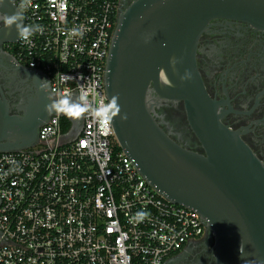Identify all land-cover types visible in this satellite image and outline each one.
Segmentation results:
<instances>
[{
	"label": "built area",
	"instance_id": "built-area-1",
	"mask_svg": "<svg viewBox=\"0 0 264 264\" xmlns=\"http://www.w3.org/2000/svg\"><path fill=\"white\" fill-rule=\"evenodd\" d=\"M121 0H19L17 59L45 73L55 98L108 104L105 73ZM60 111L36 145L0 152V264H166L207 226L168 201L122 149L112 120Z\"/></svg>",
	"mask_w": 264,
	"mask_h": 264
},
{
	"label": "water",
	"instance_id": "water-1",
	"mask_svg": "<svg viewBox=\"0 0 264 264\" xmlns=\"http://www.w3.org/2000/svg\"><path fill=\"white\" fill-rule=\"evenodd\" d=\"M122 3L105 73L108 101L115 97L120 106L112 124L122 149L168 201L200 214L214 237L215 264H264V166L238 133L220 123L197 65L200 38L212 26L246 23L264 30V0ZM16 10L11 0L0 5L6 13ZM20 70L23 82H45L48 89L39 88L20 107L22 115L0 99V152L36 145L40 127L57 112L45 109L56 99L47 75ZM181 102L206 155L182 147L156 121L157 107ZM69 117L77 136L82 114Z\"/></svg>",
	"mask_w": 264,
	"mask_h": 264
},
{
	"label": "flooded vegetation",
	"instance_id": "flooded-vegetation-1",
	"mask_svg": "<svg viewBox=\"0 0 264 264\" xmlns=\"http://www.w3.org/2000/svg\"><path fill=\"white\" fill-rule=\"evenodd\" d=\"M18 1L13 3L21 13ZM122 5L121 0L119 13ZM18 39L15 25H0V99L8 102L12 113L22 115L20 107H27L39 88H48L45 82L22 81L25 76L20 69L29 67L17 59ZM197 65L208 95L217 104L220 123L238 133L264 166V30L246 23L234 28L212 26L200 38ZM155 118L175 142L206 155L201 138L189 125L183 102L157 107ZM214 244L206 230L167 264H215Z\"/></svg>",
	"mask_w": 264,
	"mask_h": 264
},
{
	"label": "clouds",
	"instance_id": "clouds-1",
	"mask_svg": "<svg viewBox=\"0 0 264 264\" xmlns=\"http://www.w3.org/2000/svg\"><path fill=\"white\" fill-rule=\"evenodd\" d=\"M13 3V0H11ZM4 0H0V5H3ZM0 25L4 28H11L15 25L17 35L20 39L27 41L34 33L36 28L31 25H24L22 23V15L16 10L9 15L6 12L0 11ZM175 63V61H172ZM47 111L56 110L65 113L69 116H76L87 112L98 123H104L105 121L111 122V120L120 113V106L118 99L113 97L108 104L105 105H91L88 103L85 95L81 94L77 99L73 100L70 95L50 100L45 105ZM121 119H126V114L121 115Z\"/></svg>",
	"mask_w": 264,
	"mask_h": 264
}]
</instances>
